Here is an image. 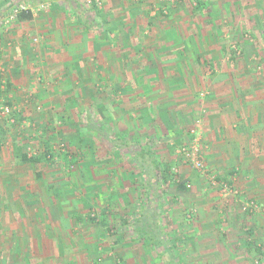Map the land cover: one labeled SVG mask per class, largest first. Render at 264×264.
Wrapping results in <instances>:
<instances>
[{
  "label": "rangeland",
  "instance_id": "374dc122",
  "mask_svg": "<svg viewBox=\"0 0 264 264\" xmlns=\"http://www.w3.org/2000/svg\"><path fill=\"white\" fill-rule=\"evenodd\" d=\"M15 2L16 0H13L8 5H13ZM228 3L216 2L217 9H220V5L222 7L218 12L220 15L212 18L217 25L213 34L207 37L206 44L218 41L224 46L222 49L224 59L243 58L244 65L247 66L242 64L241 71L244 68L251 69L257 79L264 78L262 36L264 29L260 31L257 27L245 29L239 22H237L238 27L231 24ZM187 4L193 10L194 6L200 8L196 2L193 4L191 1ZM250 5H253L252 2H244L241 7ZM239 21L241 23V19ZM232 25L234 27L230 29ZM141 33L136 34V38L130 37L126 44L136 42L143 45H158L160 43L161 36L158 40L160 30L155 31L156 37L152 33ZM98 38L99 36L95 38L94 43H98L96 42ZM97 47L98 45L93 52L94 59H99L95 56L98 53ZM144 50H141L143 58L146 57L147 48ZM238 51H242V54L239 55ZM251 58L254 63L247 61ZM129 62L127 60V63ZM0 67L3 65L0 64ZM100 69V64L99 72L97 67H92V78L89 82L78 84L72 82L79 93L70 98L60 96L45 100L39 95L37 98L34 95L28 98L26 97L28 91H13L12 98L15 105L18 110L25 112L26 118L19 122L8 120L6 115L0 116V125L6 130L2 134L3 147L0 151V257L7 252L11 254L12 249L20 248L25 239L27 244L32 241L30 246L35 247V250L29 248L35 253L39 248L33 240L39 241L41 237L45 239V236L50 240L48 244H52L53 251L55 246V250L60 249L64 254L72 250L77 253L75 248L80 249L78 247L80 244L76 240L77 234L81 240L86 237L87 240L106 238L110 245L115 243L114 246L120 251L126 252L131 245H135L136 249L140 247V251L153 253L149 246L144 243L134 244L130 236L121 231L122 213L126 208L132 210L139 207L146 197L144 188L146 184L148 185L145 177L138 173V168L129 160L130 154H133L132 149H135L133 142L136 138L131 137L132 141L126 140V143H131L122 146L119 151L109 139L111 135L109 133H115L116 127L124 125L122 128L132 134L136 133L139 143L144 146L148 144L151 136L155 138L152 153L159 161L163 175L166 177L163 179L160 175L159 179H156L159 182L158 186L163 190V194L160 195L162 196L160 211L171 219L173 240L175 239V243L179 245L177 255L181 256L185 264H264V192L261 193L264 191V176H261L262 173L258 170L256 177L246 180L244 178L241 180L238 174L237 181L233 180L229 172L220 171L215 168L213 162L206 160L207 148L202 143V139L200 150L208 173L195 170L178 154L181 148L188 146L192 141L188 140L189 129L191 131L194 127L189 128V125H185L186 121H183L175 128L170 124L169 118H166L162 112L159 113L161 109L158 107L165 106L163 109L170 107L169 99L167 98V104L160 105L162 96H154L158 104L150 122L146 119L147 116H142L145 107L150 106L146 94L145 96L141 94L135 102L130 100L127 110L119 112L118 108L122 104H119V101L117 103L118 89L127 90L133 84L127 83L123 86L117 81L107 83L101 79ZM131 69H134L133 64H127L126 73H130ZM141 69L143 72L153 71L146 66H142ZM43 77L40 73L34 77L35 81L38 79L35 82L37 85H33L37 90L38 83L48 84V87H44L45 90L46 88L52 90L54 87L61 90L67 83L61 84L50 77H46V80ZM157 83L155 82L154 85ZM145 85L147 84L143 83V86ZM143 97L146 98L142 99ZM63 105H66L67 111L63 110ZM170 114L183 116L175 112ZM105 120L106 124H104ZM95 125L99 129H95ZM18 141L21 142L25 152L34 155L44 152L46 142L52 143L55 159L43 161L41 180L36 176L38 169L34 165H22L14 156L13 146ZM136 148L138 149V146ZM67 154L68 160L71 158L75 160L73 164L67 162ZM183 181L186 182L185 191L178 187ZM214 181L217 185L213 184ZM152 183L155 184L153 181ZM222 184H228L232 192L223 191ZM251 203L255 204V210L244 211V206ZM109 208V214L105 217L104 214ZM92 214H96L100 220L104 216L112 228L104 230L99 226V221L89 220ZM190 228H192L191 233L194 234H190V240H183V237L187 238ZM112 229L115 233L110 232ZM249 231L253 234L250 235ZM184 232L186 234L183 235ZM103 234H106V237L102 236ZM14 244H19L18 248ZM193 249L201 254L200 259L191 255L195 254V251L189 254ZM186 255L191 256L190 260L185 257ZM115 260L116 264L121 262L123 264V259L115 257ZM11 261H13L11 258L7 260L0 258V264H8ZM45 261L49 260L45 259ZM16 264H44V261L35 257L28 260L20 258ZM51 264H54V261ZM154 264H160L159 260Z\"/></svg>",
  "mask_w": 264,
  "mask_h": 264
},
{
  "label": "crops",
  "instance_id": "0c3cea01",
  "mask_svg": "<svg viewBox=\"0 0 264 264\" xmlns=\"http://www.w3.org/2000/svg\"><path fill=\"white\" fill-rule=\"evenodd\" d=\"M11 1L13 0H0V17L20 1L33 5L41 3L51 5L49 10L33 14L29 20L19 21L9 29L0 27V64L3 65L0 69L5 78L14 85L13 91H28L29 93H26L28 98L33 95L35 98L39 95L45 100L60 96L70 98L79 93L72 82L78 84L91 81L92 67H97L99 72L100 64L103 81L107 83L117 81L123 86L127 83L133 84L127 90L118 89L117 103L122 104L118 108L119 112L127 110L130 100L135 102L141 94L144 96L146 94L150 106L145 107L142 116H147L146 119L150 122L158 104L154 96H162L160 105L167 104L168 98L171 102L170 107L163 109L165 106L159 105L158 108L161 109L159 113L162 112L169 118L170 124L175 128L183 121H186L185 125H189V128H195L199 121L202 143L207 148L206 160L213 162L215 168L229 172L236 181L238 174L241 180L242 178L246 180L256 177L258 170L262 173L261 176H264V78L257 79L251 69L244 68L241 71L240 68L242 64L244 65L243 58L224 59L222 51L224 46L218 41L206 44L207 37L213 34L217 25L212 18L220 15L218 12L222 7L220 5V9H217L216 2H229L231 24L238 27L239 22L245 29L257 27L260 31L264 29V0H201L204 4H198L200 8L194 6V10L188 7L187 2L192 1L194 4L198 0H101V7L89 4L88 0H16L15 4L8 5ZM244 2H252L253 5L242 8ZM205 15L208 17L205 18ZM233 27L232 25L230 29ZM157 30H160L158 40L160 36V40L163 39L159 40L158 45H143L136 42L126 44L130 37L136 38V34L141 31L143 34L152 33L156 37ZM96 36H99L96 41L98 43H94ZM262 36L264 38V31ZM96 45L98 53L95 56L100 60L94 59ZM246 46L244 48L248 49ZM145 48L146 57L143 58L141 50ZM127 60L134 66L130 73H126L129 64ZM247 61L254 63L253 58ZM142 66L153 71L143 72ZM39 73L45 80L46 77H50L61 84L67 83L62 86L63 89L60 88L61 90H58V87L45 90L44 87L48 84L38 83L37 90L33 85H37L35 82L38 79L35 81L34 77ZM155 82L158 83L154 85ZM143 83L147 85L143 86ZM62 107L67 111L66 105ZM171 112L181 113L183 116H175L170 114ZM105 122L106 120L104 124ZM123 126L116 127L115 133L120 135L126 132L130 138L139 140L136 133L126 131ZM115 133H109L111 142ZM189 136L188 140L194 138L190 129ZM153 140L155 138L151 136L146 145L151 150ZM139 145L144 147L142 143ZM140 149V146L138 149L136 146L132 149L134 156L130 154V161H133ZM156 179H152L155 184L151 187L146 184L144 188L146 197L139 207L132 210L126 208L120 218L121 231L130 236L134 244L144 243L149 246L153 253L140 251V247L136 249L135 245H131L126 252L120 251L114 246L115 243L110 245L106 238L92 240L89 237L87 240L86 237L81 240L77 234L76 240L80 244L79 250L75 248L77 253L72 250L64 254L60 249L55 250V246L53 251L52 244H48L50 240L45 236V239L41 237L39 241L33 240L39 248L35 253L31 250H35V247L30 246L32 241L27 244L25 239L20 248L16 243L14 246L18 249H12L11 254L7 252L0 258L13 259L8 264H16L20 258L28 260L31 257L44 261V264H51L52 261L54 264L63 262L116 264L115 257L123 259V264H154L156 260L164 264L150 243L138 240L133 233L127 232L123 227L124 221L135 216L145 202L160 211L162 197L160 195L163 194V190L158 186L159 182ZM107 210L105 217L109 214L110 208ZM104 216L98 225L104 230L111 229L112 225H109ZM165 219L167 225H170V239L176 244L171 232L173 226L170 224L171 219L168 217ZM60 229L62 231L61 227ZM191 230L192 228L188 231L187 238L183 237V240H190V234H194ZM110 232L115 233L113 229ZM102 236L106 237V234ZM178 247L179 245L176 254ZM194 251L196 253L191 254ZM189 254L197 258L201 256L198 250L194 249ZM185 257L189 260L191 258L189 255ZM202 257L205 258L203 255ZM45 259L49 261L46 262ZM182 262L185 264L183 260Z\"/></svg>",
  "mask_w": 264,
  "mask_h": 264
},
{
  "label": "trees",
  "instance_id": "16d2710c",
  "mask_svg": "<svg viewBox=\"0 0 264 264\" xmlns=\"http://www.w3.org/2000/svg\"><path fill=\"white\" fill-rule=\"evenodd\" d=\"M196 4L201 5L204 4V2L198 0ZM31 17L32 15L30 14H22L19 17V21L29 20ZM238 52L240 53L239 55L242 54V51ZM13 90L14 85H12V83L8 81V78H5L4 74L0 71V116L2 115V107L8 106L11 109L16 107L14 99L10 96L13 94ZM6 117L10 121L15 120L19 122L26 118L25 113L18 111L17 109H12V111ZM91 122L94 123L93 121ZM3 128L4 126L0 125V151L3 147L4 136L2 137V134L6 131ZM91 129H93V127ZM95 129H99V127H96L95 125ZM128 139L131 140L129 134L126 132L121 133L120 135L115 133L112 143L114 144L116 150L119 151V148L122 146H127L131 143H126V140ZM137 141L135 140L133 143L136 147L138 146V148L140 146L141 149L137 152V155L133 158L132 162L138 168L139 174L145 177V180L148 181L149 187H151L153 185V183H151L152 179L158 178L160 175L163 179H166V177L163 175L159 161L153 156L151 148L149 146L142 147ZM45 146L46 149L40 155H34L29 152H25L21 142L19 141L13 146L14 156L20 164L34 165L35 168L38 169V171H36V176L39 180H41L43 177L41 171V165L43 161H53L55 159V154L52 151V143L46 142ZM133 154L132 156H134ZM68 156L69 155L67 154V162L73 164L75 160L72 158L68 160ZM168 171L170 172V170ZM178 187L183 191L187 190L185 181L180 183ZM155 198L156 197L154 196V199ZM149 201L152 200L149 199ZM89 220L92 222L101 221L99 218L97 219L95 217H91ZM166 221L167 220L165 219L163 213H161L159 210H156V208L149 206L147 202H145L135 216L127 218V220L124 221L123 227L127 232L133 233L138 240H146L148 243H150L152 248L157 251L164 264H183L182 258L176 254V244L172 243L170 239V228ZM249 234L252 235L253 233L249 231Z\"/></svg>",
  "mask_w": 264,
  "mask_h": 264
},
{
  "label": "built area",
  "instance_id": "2783aa9c",
  "mask_svg": "<svg viewBox=\"0 0 264 264\" xmlns=\"http://www.w3.org/2000/svg\"><path fill=\"white\" fill-rule=\"evenodd\" d=\"M88 3L97 5L98 7L102 6L101 0H88ZM50 6L51 5L49 3H41L38 5H33L30 3L20 1L16 5H14V7L8 13H6L2 17H0V27L5 28V29H9L12 25L19 22V17L22 14L33 15V14H36V13L41 12V11H47L50 9ZM37 42H38V40H37ZM0 71L2 72V69H0ZM12 109L15 110V109H17V107L12 108ZM12 109L8 106L2 107V115L7 116L12 111ZM200 127H201V123L198 121L195 128L191 129V134L194 135V138L188 144V146L181 148L178 151V154L180 157H182V159L184 160L185 163L191 165L195 170L202 172V173H208V170L206 169V165H205V161L203 158L202 151L200 150V146H201L200 142L202 139L201 133L199 132L201 129ZM214 180H216V179H214ZM213 184L217 185V182H215ZM222 185L221 186H222L223 191L232 192V191H230L228 184H222ZM233 193H234V191H233ZM255 208L256 207H255L254 203H251V205L246 204V206H244V211H246V210L254 211ZM92 217H95L97 219L99 218V217H97L96 214H92Z\"/></svg>",
  "mask_w": 264,
  "mask_h": 264
}]
</instances>
